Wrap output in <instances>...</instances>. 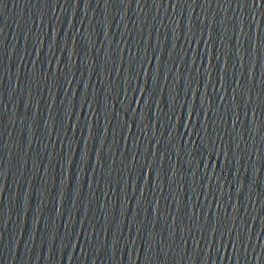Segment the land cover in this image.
<instances>
[{
    "label": "water",
    "instance_id": "95a60500",
    "mask_svg": "<svg viewBox=\"0 0 264 264\" xmlns=\"http://www.w3.org/2000/svg\"><path fill=\"white\" fill-rule=\"evenodd\" d=\"M0 264H264V0H0Z\"/></svg>",
    "mask_w": 264,
    "mask_h": 264
}]
</instances>
